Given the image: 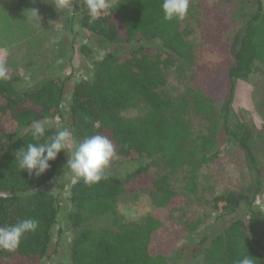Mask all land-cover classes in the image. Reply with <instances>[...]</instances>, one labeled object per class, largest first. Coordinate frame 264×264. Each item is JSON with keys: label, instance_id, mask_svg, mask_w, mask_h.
I'll return each instance as SVG.
<instances>
[{"label": "trees", "instance_id": "16d2710c", "mask_svg": "<svg viewBox=\"0 0 264 264\" xmlns=\"http://www.w3.org/2000/svg\"><path fill=\"white\" fill-rule=\"evenodd\" d=\"M111 2L114 5L107 14L93 21L85 0H72L71 20L77 19L106 49L135 44L124 53L130 60L117 62L120 54L106 51L93 63L88 76L70 88L52 75H45L36 88L27 92L16 90L17 80L12 75L0 81V226L13 225L24 218L39 222L38 229L27 234L17 250L0 249V264H44L51 256L60 206L44 188L56 179L68 157L62 152L51 162L50 170L39 177L30 176L15 164L16 152L35 142L29 131L34 120L59 121L58 126L71 129L78 141L94 134L107 136L115 145L116 158L112 162L136 165L124 172L107 171V178L98 184L88 185L79 179L71 186L69 223L78 232L66 260L52 264H187L189 246L175 251L176 236L166 232L171 231L168 225L172 215L182 210L187 198L174 191L166 178L156 180L150 175L153 162L165 163L171 170L186 168L185 190L193 193L197 192V177L203 166L215 161L220 145L232 144L245 153L255 172L254 198L263 187L264 165L255 152L257 132L247 124L231 126V102L237 81H246L253 72L264 68V0L256 1L232 66L224 76L206 68L195 70V91L179 99L160 94L164 76L159 69L146 66L140 55L158 51L175 61L187 59L192 46L181 31V20L164 19L163 0ZM210 13L214 29L209 26L203 33L205 40L213 43V30L219 32L233 20L223 15L219 4ZM223 48L228 50L226 45ZM81 52L88 57L93 49L83 46ZM226 96L229 98L224 100L220 113L214 112L215 108L207 110L209 104L220 103ZM130 109H138L139 117L127 118L125 113ZM197 110L212 122L205 134L192 130L189 119ZM56 126L49 130V136ZM141 190L159 195L153 212L143 223L125 224L118 230L81 228L88 218L115 213L120 197ZM220 203L224 204L222 208ZM250 204L245 217L228 221L219 231L206 233L199 243L191 245L202 251L200 264H236L244 255H251L254 264H264V215ZM240 208V197L234 191L214 200V209L222 211L219 218L236 215ZM187 225L180 228L182 233L197 227L194 223Z\"/></svg>", "mask_w": 264, "mask_h": 264}, {"label": "rangeland", "instance_id": "374dc122", "mask_svg": "<svg viewBox=\"0 0 264 264\" xmlns=\"http://www.w3.org/2000/svg\"><path fill=\"white\" fill-rule=\"evenodd\" d=\"M256 1L190 0L189 11L181 20V31L192 46L187 59L175 61L158 51H148L140 55V58L145 59L146 66L159 69L164 76L165 84L160 88V94L179 99L195 91L192 82L195 70L206 68L224 76V72L232 66V58L240 46L246 24L255 12ZM55 3L56 0H0V49L7 52L9 75L16 78L15 87L18 92L36 88L45 75H52L67 82V88H70L84 75L88 76V72L94 67L93 63L98 61L104 52H118L120 55L116 61L122 63L130 60L124 53L136 47L132 44L106 49L81 27L77 19L71 20L72 9H56ZM215 4L222 7L223 15L232 19L233 24L219 32L213 30L210 37L214 39L215 36V39L212 40L213 43H209L205 40L203 32L209 26L214 29L211 26L213 20L210 10ZM113 5L114 2H111V7ZM32 10L38 13L40 19L36 13L30 12ZM223 45H226L228 50H224ZM83 46L93 49L90 56L83 55ZM234 88L231 126L236 128L238 124H247L256 130L258 143L255 152L259 162L264 165V68L253 72L246 81H237ZM227 98L229 97L226 96L220 103L209 104L207 110L215 108L214 112L220 113ZM63 108L67 109L66 103ZM139 113L138 109H130L125 116L137 118ZM189 120L195 134H205L210 130L212 122L201 116L198 110ZM50 122L53 126L59 125V121ZM224 145H220V152L214 157L215 161H210L200 170L197 192L188 193L185 190L188 183L186 168L171 170L162 162L150 164L149 173L152 177L156 180L166 178L174 191L187 198L182 210L174 213L170 219L172 223L168 226L171 231L166 230L170 237L171 234L176 236L177 244L173 247L175 251L189 246L186 254L191 256L187 264L202 262V251L195 250L191 245L199 243L206 233L219 231L228 221L245 217L250 202L253 210H258L264 215V184L254 198L257 189L255 172L245 153L232 144ZM66 164L59 170L56 179L44 188L46 193L57 199L60 206L53 232L51 256L44 264L66 260L70 244L78 232L70 228L69 214L72 212V206L69 195L71 186L80 178L66 169ZM133 168H136L135 163L118 161L112 162L108 171L124 172ZM229 191L238 193L241 208L236 215L219 218L222 211L214 209V200ZM158 198L159 195L151 190L123 195L118 200L115 213L88 218L81 228L95 231L118 230L125 224H141L153 212ZM223 206L224 204H219L220 208ZM189 223L196 224V229L182 233L180 228L187 227Z\"/></svg>", "mask_w": 264, "mask_h": 264}, {"label": "clouds", "instance_id": "9594fccd", "mask_svg": "<svg viewBox=\"0 0 264 264\" xmlns=\"http://www.w3.org/2000/svg\"><path fill=\"white\" fill-rule=\"evenodd\" d=\"M190 0H163L161 5L164 19L167 21L183 20L189 11ZM85 5L91 20L95 21L107 14L111 7V0H85ZM55 8L69 11L73 8L72 0H56ZM37 17L40 19L35 10ZM30 19V17H27ZM9 77L6 58L0 56V81ZM53 127L48 118L34 120L29 128L35 141L16 152L18 167L36 177L47 173L51 162L57 160L63 152L67 155L66 169L88 185L98 184L107 178V171L116 158L115 145L107 136L94 134L83 140H76L69 128L56 126V131L48 135ZM43 141V142H41ZM39 222L35 218H24L13 225L0 226V249L15 251L23 238L38 229ZM251 255L240 257L236 264H254Z\"/></svg>", "mask_w": 264, "mask_h": 264}, {"label": "built area", "instance_id": "2783aa9c", "mask_svg": "<svg viewBox=\"0 0 264 264\" xmlns=\"http://www.w3.org/2000/svg\"><path fill=\"white\" fill-rule=\"evenodd\" d=\"M0 56H3L6 58V62L8 60V55H7V52L4 50V49H0Z\"/></svg>", "mask_w": 264, "mask_h": 264}]
</instances>
